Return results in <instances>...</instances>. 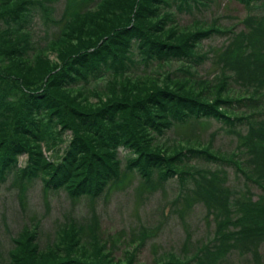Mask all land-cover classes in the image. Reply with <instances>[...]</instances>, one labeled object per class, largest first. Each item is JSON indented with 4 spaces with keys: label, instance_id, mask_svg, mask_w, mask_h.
I'll use <instances>...</instances> for the list:
<instances>
[{
    "label": "trees",
    "instance_id": "obj_1",
    "mask_svg": "<svg viewBox=\"0 0 264 264\" xmlns=\"http://www.w3.org/2000/svg\"><path fill=\"white\" fill-rule=\"evenodd\" d=\"M55 1L0 0V182L11 176L24 197L38 179L78 201L133 174L152 190L175 180V210L199 204L213 230L204 242L188 233L152 264H264V0H233L247 12L241 28L202 19L217 0H65L54 20ZM37 13L57 27L48 39L32 35ZM206 62L211 77L197 73ZM206 120L236 138L231 152L198 138L162 141ZM37 228L22 225L0 264H142L153 236L137 230L136 246L115 257L93 211L65 218L42 246Z\"/></svg>",
    "mask_w": 264,
    "mask_h": 264
},
{
    "label": "rangeland",
    "instance_id": "obj_2",
    "mask_svg": "<svg viewBox=\"0 0 264 264\" xmlns=\"http://www.w3.org/2000/svg\"><path fill=\"white\" fill-rule=\"evenodd\" d=\"M64 1H55L51 19L59 17L65 5ZM246 15L243 4L233 0H217L201 17L205 21H209L211 17H222L224 24L233 23L241 28L240 22ZM191 19L192 16L189 14L178 15V20L182 24H187ZM31 29L36 40L48 39L57 31V27L42 23L39 13L34 17ZM220 44L221 39L205 42L203 50L207 51L208 48ZM213 70L214 65L206 62L197 69V73L199 76L211 77ZM183 136L198 138L203 143L212 141L213 147L223 153H229L235 148L236 138L220 131V125L215 120H206L202 124L194 122L190 126H176L167 132L162 141L170 143L173 139L178 140ZM126 153L119 149L122 162ZM17 162L18 167H22L25 156H19ZM229 176L232 180L231 172ZM123 184L124 187L111 188L105 196L95 200L81 198L72 201L61 190L44 191L38 179L32 181L27 186L24 197H20L17 187L12 184V177L8 176L4 182H0V254L5 256L12 245L10 238L15 236L22 225L38 223L37 236L42 246L53 238L54 229L65 218L84 220L89 217L91 211L96 215L99 231L104 238L109 236L112 239L113 250L117 255L115 257L121 256L125 248L131 250L136 246L137 241L133 244L128 242L137 230L146 229L148 234L153 235L146 240L138 255V260L142 264H152L153 259L159 254L178 252L188 233H191L193 243L200 240L204 242L212 233V222L204 218L206 212L199 204L189 209L187 214H180L175 210L179 204L175 207L174 202L180 192L175 180L167 182L163 189L155 187L152 190L142 187L138 177L133 174L132 177L124 179ZM253 192L259 193L256 190Z\"/></svg>",
    "mask_w": 264,
    "mask_h": 264
}]
</instances>
